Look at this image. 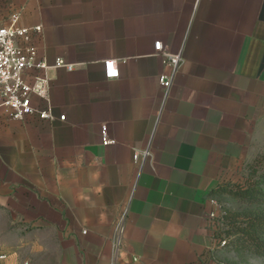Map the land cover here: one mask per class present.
Listing matches in <instances>:
<instances>
[{
	"label": "crops",
	"instance_id": "0c3cea01",
	"mask_svg": "<svg viewBox=\"0 0 264 264\" xmlns=\"http://www.w3.org/2000/svg\"><path fill=\"white\" fill-rule=\"evenodd\" d=\"M11 9L41 25L39 55L73 68L50 70L53 119L0 117V206L23 227L1 264L211 259L207 192L264 141V0H0V22ZM155 40L180 53L168 89Z\"/></svg>",
	"mask_w": 264,
	"mask_h": 264
},
{
	"label": "built area",
	"instance_id": "2783aa9c",
	"mask_svg": "<svg viewBox=\"0 0 264 264\" xmlns=\"http://www.w3.org/2000/svg\"><path fill=\"white\" fill-rule=\"evenodd\" d=\"M41 32V25L26 26L19 22V12L9 10L5 19L0 22V117L11 120L24 121L29 118L38 121H49L54 118L53 106L49 94L51 80L50 70L64 68L71 71L73 65L61 57L49 63L45 57L39 55L37 38ZM154 54L159 55L166 72L158 75V82L168 89L172 83L175 72L181 62L180 53H172L160 40L153 43ZM103 72L106 78L118 77L117 61L107 59L103 62ZM59 119H64L61 114ZM100 137L102 145H112L115 139L109 136L106 125H101ZM148 147L134 150V162H143L149 158ZM212 208L205 211V221L211 232L213 246L211 249L225 244L224 238H217L216 231L222 224L223 211L220 205L209 199ZM125 211H123L114 224V232L119 235L123 228ZM115 247L118 239L115 240ZM7 255L0 253V264ZM18 264H28L24 260ZM229 264V263H220Z\"/></svg>",
	"mask_w": 264,
	"mask_h": 264
},
{
	"label": "trees",
	"instance_id": "16d2710c",
	"mask_svg": "<svg viewBox=\"0 0 264 264\" xmlns=\"http://www.w3.org/2000/svg\"><path fill=\"white\" fill-rule=\"evenodd\" d=\"M264 155L255 156L245 168L249 172L243 176L244 182L227 181L217 184L207 192V196L215 199L221 195H229L241 205L243 210L223 209V233L227 237L222 246L237 254L250 252L264 258ZM252 163V164H251ZM0 208H2L0 206ZM219 233L216 232V236ZM213 253L211 258H213Z\"/></svg>",
	"mask_w": 264,
	"mask_h": 264
},
{
	"label": "rangeland",
	"instance_id": "374dc122",
	"mask_svg": "<svg viewBox=\"0 0 264 264\" xmlns=\"http://www.w3.org/2000/svg\"><path fill=\"white\" fill-rule=\"evenodd\" d=\"M258 155H264V141L262 142V145H260V148L258 149ZM264 160V159H262ZM252 164V163H251ZM250 168H243L240 172V176L237 180L234 182H244L243 176L246 175L249 172ZM219 205L220 208L223 209H233V210H243L246 208V206L241 205L236 199L232 198L229 195H221L218 197H215L214 199ZM23 227L22 225L18 223H11L9 220V213L7 210L0 208V253L1 250L6 245H2L3 242L6 240L7 244L15 245V231L21 230ZM225 228L224 223L220 225V228L216 231L218 232L219 236H216L217 238L221 237L227 240V237L223 233V229ZM23 230L31 231L33 230L31 227H26ZM37 237H39L40 240L48 242L53 241V237L51 236L53 231H45V229H41L36 231ZM48 235L50 238H48ZM6 244V243H4ZM8 245V246H10ZM213 258L211 259H205L204 261H201L198 264H220V263H229V264H264V258L258 255H254L247 251H242L241 253H236L235 251L231 249H226L221 247L215 248L213 250ZM209 260V261H208Z\"/></svg>",
	"mask_w": 264,
	"mask_h": 264
}]
</instances>
